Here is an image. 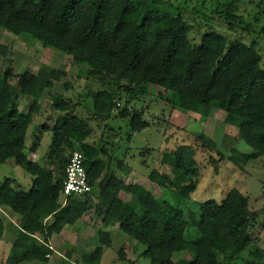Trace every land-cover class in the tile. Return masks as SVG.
<instances>
[{"label": "trees", "instance_id": "trees-1", "mask_svg": "<svg viewBox=\"0 0 264 264\" xmlns=\"http://www.w3.org/2000/svg\"><path fill=\"white\" fill-rule=\"evenodd\" d=\"M215 1L223 4L221 15L229 28L245 25L237 11L240 0ZM0 30L33 38L44 48L87 64L88 80L100 86L89 91L97 118H111L124 102L118 116L130 118L134 133L143 132L151 123L137 102L153 96L157 88L178 96L172 106L175 111L203 119L220 111L223 124L237 128L239 139L253 150L219 152L221 161L244 169L264 158L261 55L255 46L239 41L227 48H213L207 38L200 45H189L183 10L170 0H0ZM211 53L215 61L208 67ZM50 77L43 83L36 73L15 75L11 69L0 75V164L14 160L32 177L29 191L14 188V180L8 178L0 185V206L20 218L7 264H48L52 237L91 211L101 219L102 229L94 252L81 253L83 264H101L105 249L113 247L110 229L125 219L130 239L144 249L141 257L150 264H177L175 260L184 255L190 256L184 264H264V250L252 236L261 214L251 210L247 197L232 189L222 203L193 201L200 175L192 146L178 145L162 155L160 162L171 168L170 173L149 172L150 181L175 198L171 203L164 195L156 196L140 184L128 185L115 174L103 178L106 150L88 144L90 121L77 115L78 104L62 99L52 103L58 114L54 125L44 126L52 133L49 160L58 169L31 161L25 153L29 127L41 113L45 91H52L54 82L66 74L53 70ZM21 96L32 98L27 114L19 110ZM200 140L216 145L204 134ZM76 149L85 156L91 185L99 183L100 191L96 204L90 194L70 198L63 207V179L70 161L65 154L70 152L71 157ZM118 166L123 174L130 173L123 162ZM4 230L0 222V239ZM75 251L72 247L66 258L72 259Z\"/></svg>", "mask_w": 264, "mask_h": 264}, {"label": "rangeland", "instance_id": "rangeland-1", "mask_svg": "<svg viewBox=\"0 0 264 264\" xmlns=\"http://www.w3.org/2000/svg\"><path fill=\"white\" fill-rule=\"evenodd\" d=\"M170 1L183 10L189 25V45H200L204 38L211 41L213 48L217 46L227 48L236 41L246 47L253 45L261 55V67L264 69V0H240L237 11L245 19V25L237 29L229 28L222 18L223 4L221 2L215 0ZM214 61L215 53H211L208 67H211ZM6 69H11L15 75L26 72L36 73L43 83L50 80L53 70L66 74L60 82H54L52 91H45L40 101L41 113L33 118L29 127L25 153L31 161L54 170L58 169L57 165L49 160L52 133L44 129V126L54 125L58 114L53 111L52 103L62 99L78 104L77 115L90 121L88 144L106 150L108 167L103 178L115 174L127 183L144 186L156 196L164 195L171 203L176 201L175 198L151 182L149 172L158 169L161 173H170L171 168L163 166L160 162L162 155L178 145L192 146L196 152L200 175L197 191L192 195L193 201L205 203L214 200L222 203L232 189L239 190L248 198L251 210L261 214L260 220L252 231V236L257 245L264 250V158L258 157L244 169L221 161L219 152L230 155L232 149H237L242 153L250 154L253 150L239 139L237 128L223 124L220 111H214L207 119L194 113L175 111L172 106L178 103V96L173 92L167 93L155 88L153 96H146L144 100L137 102L139 110H144L145 118L151 125L141 133H134L130 118L118 116L124 108V102L117 106L109 119L102 120L92 113L89 91L99 89L100 86L97 82L88 80L89 66L87 64L76 63L70 56L53 48H44L33 38L0 30V75ZM204 71L207 72L206 69ZM67 83L71 86H67ZM31 103L32 98L21 96L20 112L27 114ZM201 134L212 139L216 145L203 143L200 140ZM65 155L70 158V152H66ZM120 162L129 166L131 172L127 176L119 168ZM7 178L14 180L16 189L24 191L31 189L32 177L23 167L17 166L14 160L0 164V185ZM99 191V183H96L90 195L95 204ZM0 222L5 227L3 238L0 239V264H7L12 245L17 237L20 218L13 216L6 208L0 206ZM77 226L66 234V239L57 241L54 246H49L65 257L66 253L71 251V246L75 244L80 247V250L73 253L71 260L73 264H83L80 262V256L84 252L81 248L85 249V247L81 239L87 240L90 246L87 247L88 250L94 247L96 249L102 221L91 211L79 221ZM110 232L113 247L105 249L101 264H130L136 260H139L137 264H150L148 259L141 257L140 253L144 249L141 247L139 249L130 239L131 229L128 220L120 221L114 229H110ZM58 255L49 258L48 264H70L64 262V258ZM188 259L190 256L184 255L175 262L184 264Z\"/></svg>", "mask_w": 264, "mask_h": 264}, {"label": "built area", "instance_id": "built-area-1", "mask_svg": "<svg viewBox=\"0 0 264 264\" xmlns=\"http://www.w3.org/2000/svg\"><path fill=\"white\" fill-rule=\"evenodd\" d=\"M118 106H120L118 104ZM93 192L86 169L85 156L79 149L73 151L70 161L65 169L63 179V190L61 193V203L65 207L70 198H78L90 195Z\"/></svg>", "mask_w": 264, "mask_h": 264}, {"label": "crops", "instance_id": "crops-1", "mask_svg": "<svg viewBox=\"0 0 264 264\" xmlns=\"http://www.w3.org/2000/svg\"><path fill=\"white\" fill-rule=\"evenodd\" d=\"M27 139V138H26ZM244 154H246V153H244ZM131 172V171H130ZM128 174H130V173H128ZM128 174H125L126 176L128 175ZM121 179V178H120ZM123 180V179H122ZM126 184H128V185H134V184H130V183H127V181L126 180H123ZM83 219V218H82ZM80 221V220H79ZM79 221L75 224V225H66L65 227H64V229H63V231L59 234V235H55V236H53L52 237V239H51V241H50V246H54V244L57 242V241H60V240H64V238L66 237V234H69L72 230H74V228L75 227H78L77 225H78V223H79ZM112 229H114V228H112ZM111 229V230H112ZM66 239V238H65ZM81 243H83V245H84V247H85V249H83V248H81L84 252H86L87 254H91V253H93L92 251H94V249H95V247H94V249H92V250H88L87 249V247H90L89 246V244H88V242H87V240H82L81 239ZM57 244V243H56ZM72 247H75L77 250L79 249L80 250V247H78V246H75V244H73V246H71V248ZM59 254V255H58ZM56 255H58V256H60V257H62V258H64V262H69L70 264H73V262H72V260L70 259H67L66 258V256H67V253H66V255H65V257H63L58 251H56L55 249L53 250V253L51 254V257H50V259L53 257H55ZM32 264H35V263H32Z\"/></svg>", "mask_w": 264, "mask_h": 264}]
</instances>
